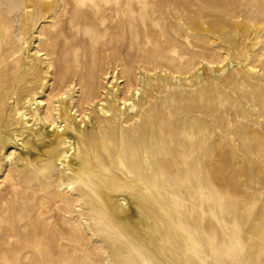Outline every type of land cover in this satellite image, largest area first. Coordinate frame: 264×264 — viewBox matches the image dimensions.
Returning <instances> with one entry per match:
<instances>
[{"label":"rangeland","instance_id":"obj_1","mask_svg":"<svg viewBox=\"0 0 264 264\" xmlns=\"http://www.w3.org/2000/svg\"><path fill=\"white\" fill-rule=\"evenodd\" d=\"M0 146V264H264V0H0Z\"/></svg>","mask_w":264,"mask_h":264},{"label":"bare ground","instance_id":"obj_2","mask_svg":"<svg viewBox=\"0 0 264 264\" xmlns=\"http://www.w3.org/2000/svg\"><path fill=\"white\" fill-rule=\"evenodd\" d=\"M118 6V5H117ZM114 7L115 6H109V7H106V5L103 7V10H108V11H113L114 10ZM143 9H145V7L143 8ZM118 9H115L114 10V12H116ZM155 10H157V9H155ZM149 11V10H148ZM118 13V12H117ZM141 18H143V19H145L146 20V18L144 17V16H141ZM149 19V18H148ZM103 20L104 21H106L107 19L105 18V17H103ZM116 20V19H115ZM133 20H134V18L133 19H131V22H133ZM151 20V22H152V20H153V18L152 19H150ZM149 20V21H150ZM156 20V19H155ZM117 21V20H116ZM148 21V20H147ZM116 23V22H115ZM153 23V22H152ZM130 24H133V23H128L127 25H126V27L127 26H130ZM154 25V24H153ZM152 26V25H151ZM132 28H134V30H136V31H142L143 30V33H144V31H146L147 29L144 27V25H142V23H138V24H136L135 26H133ZM152 28V27H151ZM128 31H130L129 33H131V30H128ZM132 32H133V29H132ZM137 33V32H136ZM135 33V34H136ZM133 34H134V32H133ZM123 38V37H122ZM116 40V39H115ZM103 46L105 47V49L107 50L108 48H110L111 49V44L108 42V41H105L104 43H103ZM130 46V45H129ZM126 46L124 45L123 46V44H120V45H118L117 46V48L115 49V52H119V53H124L125 52V54H127V55H125V56H129L128 54H130V53H128V51L126 50V48H125ZM109 49V50H110ZM144 55H146V53H144V52H137V54L135 53V55H133L132 54V56L130 55L129 57H127V58H132V60H134V62H140L141 60H137L136 59V57H139L140 58V56H144ZM147 56V55H146ZM145 57V56H144ZM148 57V56H147ZM138 58V59H139ZM124 77H129L130 75L129 74H124L123 75ZM129 89V88H128ZM127 90H125V89H123V91H120L119 89H117V91L116 92H114V93H111L110 94V92H108V93H104V97H102V98H100L99 100H98V102L96 103V108H97V110H98V113H102V114H108L109 112H110V110H109V107L112 105V104H114V103H116V102H121V105L122 106H125V101H126V99H125V92H126ZM134 92H135V96L138 94V90L135 88L134 89ZM121 95V98H119L118 100H116V97L118 96V95ZM91 98H92V95H90L89 96V98L88 99H90L91 100ZM140 98V97H139ZM138 98V101H140L141 99H139ZM88 99H86V98H84V101H88ZM89 100V101H90ZM36 105H37V102L36 101H34V102H31V103H28V107L31 109V111H33L34 112V114H36V115H38V113H36V111H35V107H36ZM135 105H131L130 106V111L132 110L133 111V109H135ZM120 110H122V108H119ZM68 110H70V108H68ZM105 115V116H106ZM86 118L88 119V117L86 116ZM38 121H40V120H38ZM43 131V130H42ZM35 136L37 137V141L38 140H40L41 139V137H43V138H46V134H43V132H41V131H38V132H36L35 133ZM53 136H55L54 138H52L50 141H49V144L53 147V148H55V147H57V146H60V145H64V144H66L67 143V139L69 138V137H67L66 136V133H65V130L63 129V130H61V131H55V133H54V135ZM8 144H5V146H7ZM4 146V147H5ZM1 147V146H0ZM67 148V147H66ZM67 150L65 149L62 153H61V155H60V157L58 158V160H57V162L59 163V165H62V162L64 161V160H66V158H67ZM63 166H65V165H63ZM68 170V169H67ZM66 170V171H67ZM70 170V169H69Z\"/></svg>","mask_w":264,"mask_h":264}]
</instances>
